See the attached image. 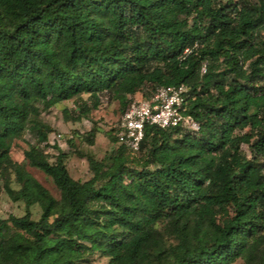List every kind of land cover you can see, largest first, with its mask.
<instances>
[{
    "label": "trees",
    "instance_id": "16d2710c",
    "mask_svg": "<svg viewBox=\"0 0 264 264\" xmlns=\"http://www.w3.org/2000/svg\"><path fill=\"white\" fill-rule=\"evenodd\" d=\"M178 84L198 129L146 124L138 152L87 156L85 181L63 152L49 161L37 126L24 158L60 198L5 187L27 209L0 218V264H264V0H0V171L19 169L12 143L41 110L74 99L64 114L80 121L104 94L121 115L136 92Z\"/></svg>",
    "mask_w": 264,
    "mask_h": 264
},
{
    "label": "rangeland",
    "instance_id": "374dc122",
    "mask_svg": "<svg viewBox=\"0 0 264 264\" xmlns=\"http://www.w3.org/2000/svg\"><path fill=\"white\" fill-rule=\"evenodd\" d=\"M141 93V91L136 92L133 95L134 99H140ZM82 96L86 99L88 95L84 94ZM65 108L70 110L67 117L73 116L72 111L76 108L74 99L64 100L47 110H41L38 116L32 117L24 134L13 141L10 155L12 162L19 164V169L16 168L15 170L10 164L0 171L1 219H7L10 215L21 216L27 209L23 200H13L11 198L5 189L6 186L14 191L19 190L20 187L34 189L37 182L56 199L60 198V190L54 184L52 178L42 170L30 166L24 158V150L28 149L29 146L38 144L37 126L44 125L49 128V145L55 143L54 146L49 147L44 146L43 143L41 144V147L50 157L49 161L53 162L55 160L58 151L63 152V161L69 175L78 181H85L92 175L87 156L108 162L109 157L119 149V144L112 139L109 132L111 128L115 127L120 116L119 104L116 100L102 94L98 107L92 108L88 115L80 121L67 119L64 114ZM91 129L94 131L92 144L87 141ZM248 130L247 128L244 131ZM58 134H60V137ZM242 149L248 157L251 156L247 144H242ZM42 203L41 200H38L28 207L32 219L37 220L39 218ZM157 227L166 243L174 241L165 231V221L159 222ZM79 264H109V259L105 255L94 252L88 254ZM232 264H244V260L237 259Z\"/></svg>",
    "mask_w": 264,
    "mask_h": 264
},
{
    "label": "built area",
    "instance_id": "2783aa9c",
    "mask_svg": "<svg viewBox=\"0 0 264 264\" xmlns=\"http://www.w3.org/2000/svg\"><path fill=\"white\" fill-rule=\"evenodd\" d=\"M187 92L184 84L160 85L150 99H133L114 127L113 135L117 143L131 153L138 152L146 124L160 128L179 125L197 130V123L184 113Z\"/></svg>",
    "mask_w": 264,
    "mask_h": 264
}]
</instances>
